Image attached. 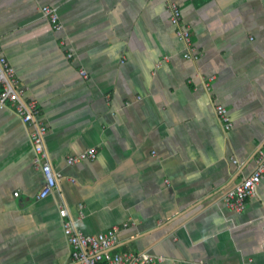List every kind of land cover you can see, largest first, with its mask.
I'll list each match as a JSON object with an SVG mask.
<instances>
[{
  "label": "crops",
  "instance_id": "crops-1",
  "mask_svg": "<svg viewBox=\"0 0 264 264\" xmlns=\"http://www.w3.org/2000/svg\"><path fill=\"white\" fill-rule=\"evenodd\" d=\"M0 46L61 174L37 199L33 127L1 109L0 264H73L61 208L85 235L117 227L115 251L156 264H264V176L243 212L222 202L264 145V0H0ZM88 148L94 160L65 163Z\"/></svg>",
  "mask_w": 264,
  "mask_h": 264
},
{
  "label": "built area",
  "instance_id": "built-area-1",
  "mask_svg": "<svg viewBox=\"0 0 264 264\" xmlns=\"http://www.w3.org/2000/svg\"><path fill=\"white\" fill-rule=\"evenodd\" d=\"M169 12L170 23L174 27L175 35L186 48L183 57L196 59L197 55L191 54L192 41L190 32L182 22L180 9L176 4L171 3ZM41 13L50 22L53 29H60L56 8L44 5L41 6ZM80 73L86 78L87 75L84 71ZM23 94L24 91L18 84L15 71L0 46V110L5 107L12 108L23 124L33 127L30 133L34 151L32 163L35 168L41 170L43 176V185L36 198L43 199L53 191L61 174L54 170L47 161L44 149V137L47 129L38 120V106L35 101L25 99ZM215 113L223 129L225 131L230 130L232 123L227 109L222 105H216ZM255 155L253 170L243 177L241 181L227 189L223 195V204L235 213L244 211L246 200L255 195L257 187L264 176V145L256 151ZM96 156V149L88 148L76 155L67 156L65 163L71 166L84 160H94ZM13 195L17 196L18 192ZM60 216L62 218L63 236L69 245V254L73 264H156L158 260L157 257L143 251H115L117 227H113L105 233L85 235L78 230L77 221L69 217L66 209H60Z\"/></svg>",
  "mask_w": 264,
  "mask_h": 264
}]
</instances>
